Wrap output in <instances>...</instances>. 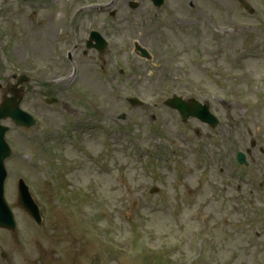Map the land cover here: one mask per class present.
Instances as JSON below:
<instances>
[{
    "label": "rangeland",
    "instance_id": "374dc122",
    "mask_svg": "<svg viewBox=\"0 0 264 264\" xmlns=\"http://www.w3.org/2000/svg\"><path fill=\"white\" fill-rule=\"evenodd\" d=\"M6 8L9 5H4ZM34 6H29L24 10L17 8L15 12H11L14 16L15 14H20L21 19H15L16 26L22 27V19L32 14ZM173 25V22L170 23ZM168 33L166 37L171 42L173 48H182L183 46H189L195 42V39L199 36L198 28L194 24L187 27L186 31L176 32L172 29H166ZM258 34L253 32H238L233 40V49L242 46L244 44L250 45L258 55H262L260 60H254L252 58L244 61V67H242L241 75L243 79L236 83V89L246 86L250 83L251 77L263 76L264 75V40ZM1 73V72H0ZM90 78L89 83H102L103 87L96 88L94 85H87V81L81 79L78 88L83 92L95 93L96 97L100 100H104V109L110 112L111 115L118 113L121 109L125 108L124 104L118 98L117 93L112 90L110 84L105 81L102 76L95 70L91 71L89 69ZM85 72L83 71V77ZM205 73H202L199 77L203 83H210L205 77ZM250 95L252 90H246ZM129 117L138 119L142 124L148 121L146 112L142 109H133L129 112ZM43 115L52 123L53 127L58 131L57 139L60 143L57 146V151H59V159L62 163L66 165L67 168H75L76 171L73 173V178L86 186H89L94 192L95 197L88 200L90 205L91 214L100 221L104 226L99 232L112 231L115 233H127L131 231L132 224L137 223L144 227L156 228L158 232L166 233L176 230V224L165 212L166 208L164 203L161 201L162 197H169L170 201L173 198L181 197L189 201L190 197L187 192V187L184 182H180L175 176L168 175L163 169L161 160L158 166H153L156 160H148V166L150 171L144 172L142 166L139 164H134L132 158H129L128 154H124L125 147L121 146L118 149L117 157H115L114 162L111 164L115 169L111 176H106L102 171L98 170L95 166L84 159L82 156L74 152L69 142L65 139L63 135V122H59L56 114L52 112L45 111ZM172 113L165 115V121L172 122ZM147 123L146 125H148ZM91 149V154L93 156H98L103 154L104 149L101 145V137L88 136L85 144ZM123 157L121 161H118L120 156ZM22 160L17 158L14 160V165L22 164ZM127 163L128 169L123 171L121 169V164ZM102 165H106L105 162H100ZM183 164V163H182ZM185 167L186 181L191 187L198 189L200 182L208 181L212 174L209 169L203 171H195L190 162L189 164H183ZM157 167V168H155ZM15 176L23 172L22 167L16 169ZM175 183V189L172 185ZM150 184H157L163 186L164 193L158 197H146L147 189ZM129 193L132 197V203H136L133 207L130 203L123 201V196L125 193ZM45 192H43L44 194ZM207 198L206 193L201 191L199 200L203 202ZM209 199V197H208ZM215 207V206H214ZM214 207H209L213 213ZM197 206L191 205L189 203L185 206L179 207L177 212L180 214V222L183 226V234L187 235L189 230H193L196 224L193 221L192 214ZM58 210V208H57ZM164 213V214H163ZM149 214V215H148ZM183 214V216H182ZM217 220H226L229 216L215 213ZM57 227L60 229L61 234H65L66 230H72V240L70 247H72V260L78 262L80 258H90L95 261L97 257H101L104 261L107 259L113 260V256L108 251L102 249L99 245L93 242H86L84 240V231L80 228L79 224L74 223L71 218L60 214L59 212H54L53 217ZM186 226V229H185ZM228 229L227 225L225 227L221 226L218 231V243L221 249V258L223 256L230 258L233 257L232 264H253L251 262V251L242 238L239 240H230L229 238L223 236V232ZM66 245V244H65ZM250 261V262H249ZM249 262V263H248ZM165 259H152L146 263L139 262L137 264H165Z\"/></svg>",
    "mask_w": 264,
    "mask_h": 264
}]
</instances>
